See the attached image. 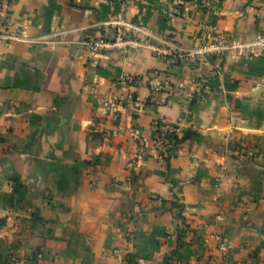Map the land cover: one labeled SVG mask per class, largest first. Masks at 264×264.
<instances>
[{
	"label": "crops",
	"instance_id": "0c3cea01",
	"mask_svg": "<svg viewBox=\"0 0 264 264\" xmlns=\"http://www.w3.org/2000/svg\"><path fill=\"white\" fill-rule=\"evenodd\" d=\"M2 1L0 31L19 38L0 46V253L264 264V46L219 72L214 55L168 53L254 41L264 0H186L172 17L171 0H132L128 22L166 42L102 51L84 43L116 38V0ZM156 120L183 139L164 164Z\"/></svg>",
	"mask_w": 264,
	"mask_h": 264
},
{
	"label": "built area",
	"instance_id": "2783aa9c",
	"mask_svg": "<svg viewBox=\"0 0 264 264\" xmlns=\"http://www.w3.org/2000/svg\"><path fill=\"white\" fill-rule=\"evenodd\" d=\"M132 0H116L117 7L114 13L112 20L106 23V25L113 27L116 29V38L112 41H107L103 39L87 41L84 43L85 47L94 50V51H102V50H115L121 49L126 50L128 48H138L140 47V42L136 40L133 36L136 34H141L145 37L152 38L155 42L164 44L166 41L162 38H157L149 32H144L139 28H135L132 26L127 18L126 13L130 6ZM186 0H171L170 4L165 8V13L170 17L175 16L181 13L182 8L185 4ZM198 3H201L204 7H210L211 2L208 0H200ZM5 8V4L2 0H0V15L2 14ZM7 25L3 24V31H0V46L10 45V42L13 39H18L19 34L9 33L7 30ZM264 46V34H260L257 38L249 43L242 42L238 39H230L225 42H221L215 45L207 46L204 48H200L196 51L187 52L182 48L175 47L168 53L172 55L175 60H183L186 58H191L195 56H204V55H214L217 67L216 71H220L222 68V64L224 63L225 56L227 52H233L238 56L244 55L245 53L251 52L255 49L261 48ZM171 49V48H170ZM161 51V49H158ZM164 52V51H161ZM167 53V51H166ZM197 92L196 94H200L203 91V84L196 81ZM119 105L121 103H117L113 100H107L105 105L108 107ZM153 147L159 153V160L162 164H164L168 156V149L172 146L171 138L173 136H180L181 130L178 124L168 125L161 120H156L153 123ZM140 154L139 157H141ZM41 257V256H40Z\"/></svg>",
	"mask_w": 264,
	"mask_h": 264
},
{
	"label": "rangeland",
	"instance_id": "374dc122",
	"mask_svg": "<svg viewBox=\"0 0 264 264\" xmlns=\"http://www.w3.org/2000/svg\"><path fill=\"white\" fill-rule=\"evenodd\" d=\"M16 262V254L8 253L2 254L0 253V264H17Z\"/></svg>",
	"mask_w": 264,
	"mask_h": 264
},
{
	"label": "trees",
	"instance_id": "16d2710c",
	"mask_svg": "<svg viewBox=\"0 0 264 264\" xmlns=\"http://www.w3.org/2000/svg\"><path fill=\"white\" fill-rule=\"evenodd\" d=\"M182 142H183V139H182L180 136H173V137L171 138V144H172V146L168 149V153H169V154L173 153L174 150H175V147H176L178 144L182 143Z\"/></svg>",
	"mask_w": 264,
	"mask_h": 264
}]
</instances>
